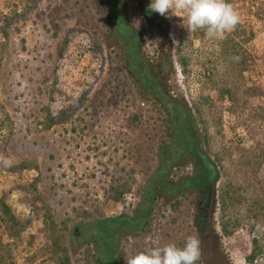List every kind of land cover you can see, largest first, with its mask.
Returning <instances> with one entry per match:
<instances>
[{"label": "rangeland", "instance_id": "obj_1", "mask_svg": "<svg viewBox=\"0 0 264 264\" xmlns=\"http://www.w3.org/2000/svg\"><path fill=\"white\" fill-rule=\"evenodd\" d=\"M123 1V17L139 34L143 64L151 63L171 96L192 109L208 95L222 109L219 124H208L203 147L211 159L220 158L216 203L201 209L209 238L199 235L192 193L164 194L152 178L169 161L160 150L170 138L158 105L143 98L121 44L111 37L108 1L0 0V18H9L7 27L0 24L7 35H0V148L13 160L10 168L0 166V200L20 226L7 242V260L58 264L60 254L46 246L52 222L71 264H127L149 247H183L189 236L201 241L198 264H248L254 238L263 248L255 264H264V220L255 224L247 213L252 196L264 198V0H227L239 13L240 27L254 34L241 45V67L224 53L231 32L217 39L196 36L187 28L186 12L154 13L149 21L138 0ZM144 1L148 6L150 0ZM90 74L97 81L75 116L45 129L44 110L55 84L77 95L76 84ZM223 87L232 91V100L219 101ZM192 170L183 161L168 179L176 182ZM124 183L132 190L120 202L111 200L110 187ZM228 183L244 191L228 210L240 226L224 236L218 198ZM149 188L151 213L148 225H141L136 219Z\"/></svg>", "mask_w": 264, "mask_h": 264}, {"label": "trees", "instance_id": "obj_2", "mask_svg": "<svg viewBox=\"0 0 264 264\" xmlns=\"http://www.w3.org/2000/svg\"><path fill=\"white\" fill-rule=\"evenodd\" d=\"M109 5V29L111 30V37L113 40L118 41L124 50V60L129 67V71L135 76L139 82L140 93L147 101L154 102L158 105V109L162 112L165 122L166 130L169 136V143L161 147L160 154L168 158V162H162L161 169L153 175V179H156L160 185V190L164 194L179 195L186 192H191L196 201L198 208V214L196 216V226L199 229V235L203 240L208 239L209 235L205 234L206 218L201 211L202 208H207L206 205L215 202L214 193L215 187L219 180L218 166L220 164V158L217 160L211 159L203 150L204 145L208 144L209 140V128L208 124H219L222 115V109L215 104V102L207 95V97L201 96L193 102V108L191 109L182 100L173 98L166 89V85L161 83L160 78H157L152 73L151 63L146 61V65L143 64V54L139 48V34L131 27L123 17L125 14V3L123 0H107ZM144 0H138L141 9L144 12L146 18L149 21L152 20L154 12H149L148 6H146ZM18 13L17 10L13 11L11 15ZM11 17V19H12ZM0 24L4 26L9 25V18H0ZM157 24V22H155ZM4 27H0V35L7 37ZM242 30V31H241ZM196 36L205 35L204 30H197L194 32ZM165 44L168 45V55L172 53L171 43L168 40L167 28L164 29ZM254 34L246 30H243L238 24L230 34H227L223 40L224 53L232 56L233 60L241 67L245 64L239 53L241 45L247 41H251ZM237 38V39H236ZM241 41V43H240ZM239 47V48H238ZM165 48V46H163ZM61 59L63 57L61 55ZM162 62V61H161ZM160 62V63H161ZM164 67L167 62L163 60L161 63ZM182 65H186V62L181 61ZM245 68V66H244ZM88 75L89 80L85 78L81 79L76 86L79 87L77 95L67 94L62 86H58L57 83L51 91L50 105L45 111V129H50L54 126L67 124L83 106L87 100L88 95L97 81L96 78ZM225 97L231 98L232 91L226 87H223L218 92V99L221 102ZM197 118L200 119L203 126L201 129L197 127ZM170 132V133H169ZM4 148H0V154L4 153ZM190 161L193 167L192 173L186 177L179 179L176 182L168 179L171 170L176 164H180L183 161ZM264 156L262 157V161ZM261 161V163H262ZM259 163V165L261 164ZM258 165V166H259ZM21 168H26L21 165ZM129 183L113 185L109 189V197L115 202H120L123 195L126 192L132 190V186ZM135 182H133V185ZM36 180L32 187L35 188ZM244 189L240 186L233 185L232 183L226 184L221 189V194L218 198L219 209L221 211L220 232L224 236H230L233 232L239 228L241 219L228 218L229 208H234L236 203H239L242 197ZM152 189L149 188L146 196H144V202L140 212L138 213L137 222L141 225H148V219L151 213L152 203ZM244 200H246L244 198ZM200 203V204H199ZM180 202L174 204L178 207ZM247 205V204H246ZM247 213L248 217L255 221L257 224L259 221L264 220V198L259 195H254L248 201ZM49 217V216H47ZM50 218V217H49ZM227 218V219H226ZM129 220V219H128ZM130 221V220H129ZM127 221V224L131 222ZM105 225V226H104ZM126 225V224H125ZM122 225V226H125ZM254 225V224H253ZM101 226L108 227L106 224ZM19 224L14 217L10 207L0 200V264H15L13 260H7L6 245L10 237L18 235ZM102 227L104 234H107V228ZM213 226L211 229L213 230ZM50 235L47 238L46 246L54 247L60 254L58 256V264H71L67 249L64 243L61 241L60 235L57 236V231L51 226L49 227ZM118 232V229H117ZM253 248L250 255L247 257L248 264H255L261 255H263V248L260 245L259 239H253Z\"/></svg>", "mask_w": 264, "mask_h": 264}, {"label": "clouds", "instance_id": "obj_3", "mask_svg": "<svg viewBox=\"0 0 264 264\" xmlns=\"http://www.w3.org/2000/svg\"><path fill=\"white\" fill-rule=\"evenodd\" d=\"M149 12L167 17L168 13H187L189 31L204 30L209 39L223 37L240 22L238 11L227 0H150ZM0 166H13L12 158L0 154ZM201 241L197 236L187 237L183 247L176 244L149 247L131 257L127 264H198Z\"/></svg>", "mask_w": 264, "mask_h": 264}, {"label": "flooded vegetation", "instance_id": "obj_4", "mask_svg": "<svg viewBox=\"0 0 264 264\" xmlns=\"http://www.w3.org/2000/svg\"><path fill=\"white\" fill-rule=\"evenodd\" d=\"M200 204V203H199ZM208 206V204L206 205V207ZM201 209H202V207H201Z\"/></svg>", "mask_w": 264, "mask_h": 264}]
</instances>
